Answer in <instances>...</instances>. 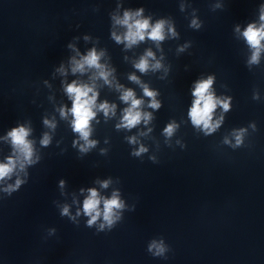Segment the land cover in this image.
Here are the masks:
<instances>
[{
  "label": "clouds",
  "instance_id": "clouds-1",
  "mask_svg": "<svg viewBox=\"0 0 264 264\" xmlns=\"http://www.w3.org/2000/svg\"><path fill=\"white\" fill-rule=\"evenodd\" d=\"M140 14V11H137L136 13L126 11L122 19L116 18L117 24L124 25L127 28V32L123 36V39L127 41V45L131 46L133 44H136L138 41H143L146 35L153 41H162L165 38L164 27L166 22L161 20L158 21L155 25H150L148 19L136 18L139 17ZM260 20L264 21V12H262ZM193 26H198L196 25V21H193ZM149 29L151 30L149 31ZM168 31L175 35V32L171 28V26H169ZM243 35L250 47L254 49L250 63H258L261 48L264 47L261 45V40H264V23H261L259 27H257L255 24H249L246 30L243 32ZM113 36L117 40V42H120L122 39L120 36L115 35V33H113ZM152 56L153 53L151 51H148L145 57H141L140 61L135 65V67L141 72L146 71L149 68L147 57ZM98 61L99 55L93 49L87 54V56L82 57L79 61L74 60V67L72 70L73 72H83L86 65L88 67L101 69L99 74L107 82L108 73L103 70V66L100 65ZM153 67L159 68V62L153 65ZM130 79L136 80L137 78L135 76H132L130 77ZM212 83L213 77L211 76L207 80H202L196 83L195 89L192 93L195 97V100L193 101L192 107L189 111L192 123L197 126L202 124L203 127L208 130V132L214 131L215 128L219 126L220 121H217L215 124L211 123L212 113L216 109L217 105L220 104L225 111H227L229 108L228 103L216 99L214 97V94L209 91ZM66 92L69 94L70 98H72L73 101V106L70 109L71 114L74 118L72 121L73 131L79 133L80 138L85 142V144L81 146V151H87L89 148L95 145V141L89 140V123L95 117L93 108L96 105L97 93L93 91L92 87H89L86 84H77L76 82L68 85L66 87ZM89 93H92V95L89 96ZM144 94L149 97L155 96V93L148 90L147 87L144 88ZM121 99L126 103L130 101L131 104L130 107L124 110L122 124L118 125V127L123 126L132 128L141 121L142 114L137 109L139 108L142 101L135 98L132 90L124 91ZM150 106L153 108H158L159 104L153 99ZM114 107V105L109 106V104H107L106 102L99 105V108L104 112L106 116L110 112L114 111ZM61 115H65L63 109H61ZM148 118L149 114L145 113V122H147ZM45 124H49V126L54 127V125L50 124V122L47 120L45 121ZM174 128L175 125L170 124L165 129V133L168 136H171ZM243 132L244 130L241 129L236 134L235 138L237 145H240L242 143ZM8 136L11 138L14 150L19 153V156L16 159L9 157L7 163H0V181H3L6 177H10V175L14 172L17 163H19L21 170H23L26 163H33V148L31 142L27 139V137L29 136V129L21 126L10 131L8 133ZM41 143L44 145H47L49 143V137L47 136V134L44 136ZM144 151H146V149L141 147L139 152H136L134 154L139 155ZM22 183V180L17 179L14 185H8L4 189V191L8 194H11L13 191L18 189ZM61 185H63V181H61ZM104 186L107 187V182H105ZM102 200L103 213H101V210L99 208ZM122 207L123 204L119 201L117 194L114 193L111 199H104L98 196V193L95 189H89V196L84 200L83 203V212L85 215L90 217V219L88 220L89 226L95 223L96 220L101 215H103L104 222L107 224V226L111 227L114 224L115 219L117 218L113 210ZM62 214H68L67 206L63 208ZM105 223H102L100 225L101 229L105 227ZM152 249L156 250L154 255H163L166 250L162 243H157L155 241H153V243L149 246V251H151Z\"/></svg>",
  "mask_w": 264,
  "mask_h": 264
}]
</instances>
